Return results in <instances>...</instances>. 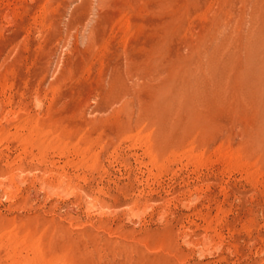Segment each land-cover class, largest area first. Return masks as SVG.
<instances>
[{"label":"rangeland","instance_id":"1","mask_svg":"<svg viewBox=\"0 0 264 264\" xmlns=\"http://www.w3.org/2000/svg\"><path fill=\"white\" fill-rule=\"evenodd\" d=\"M0 264H264V0H0Z\"/></svg>","mask_w":264,"mask_h":264}]
</instances>
